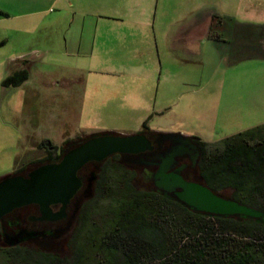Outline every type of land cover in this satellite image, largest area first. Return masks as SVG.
Masks as SVG:
<instances>
[{
	"label": "crops",
	"instance_id": "0c3cea01",
	"mask_svg": "<svg viewBox=\"0 0 264 264\" xmlns=\"http://www.w3.org/2000/svg\"><path fill=\"white\" fill-rule=\"evenodd\" d=\"M202 1L183 0V10H179L181 16L192 18L179 29L186 33L199 30L200 36L181 44L183 52L177 51V0H0V10L7 12L1 14L33 26L31 32L23 22L18 29L21 48L12 62H0V96L51 101V107L40 110V121L31 122L26 116V127L45 129L41 130L45 140H49L50 121L66 126L76 120L99 121L102 115L121 119L137 113L136 124L140 125L145 115L138 111L150 110L156 77L172 79L170 94H177L176 71L166 73L165 62H205L214 30L225 24L218 19L215 25V16L226 14L233 19L227 35L243 37V24L235 19L245 10L246 1L254 0H237L235 16L202 5L188 10L189 3ZM166 34L173 36L168 48L160 43V36ZM28 40L35 45L30 50ZM249 40L252 36L249 43L244 39L250 46ZM25 66L29 77L22 84L2 85L14 67ZM156 91H160V81Z\"/></svg>",
	"mask_w": 264,
	"mask_h": 264
},
{
	"label": "trees",
	"instance_id": "16d2710c",
	"mask_svg": "<svg viewBox=\"0 0 264 264\" xmlns=\"http://www.w3.org/2000/svg\"><path fill=\"white\" fill-rule=\"evenodd\" d=\"M28 77L27 66L14 67L2 85L18 86ZM198 138L201 182L264 212V123L217 142ZM104 174L111 193L82 209L86 224L77 228L68 253L0 246L2 264H264L262 218L200 212L162 194L138 191L123 166Z\"/></svg>",
	"mask_w": 264,
	"mask_h": 264
},
{
	"label": "rangeland",
	"instance_id": "374dc122",
	"mask_svg": "<svg viewBox=\"0 0 264 264\" xmlns=\"http://www.w3.org/2000/svg\"><path fill=\"white\" fill-rule=\"evenodd\" d=\"M182 4L183 0H177V51H183L181 44L192 43L200 37L199 30L186 33L179 29L183 22L192 19L190 14L184 17L179 14ZM196 5L212 8L219 13L227 11L235 16L239 3L237 0H203L189 3L188 10ZM244 5L245 10L238 16V20L235 19L243 24L245 29L243 37L227 35L226 28L234 20L227 19L226 14H220V18L215 16L214 23L216 25L219 19L225 24L216 29L217 31L214 30L216 38L212 45L208 46L205 62L177 60L164 63L166 73L170 69L176 71L177 94H170L172 79L160 80L156 77L154 88L151 89L153 91L150 110L138 111L145 115L140 125L136 124L137 113L121 119L102 115L103 119L99 121L81 123L76 120L66 126L50 121L47 123L49 129L46 128L50 133L49 141L53 145L64 146L67 139L79 140L96 132L135 133L147 122V126L152 129L196 134L203 140L217 142L229 135L263 124L264 0L249 3L246 1ZM23 22L27 23V29L32 32L33 26L29 21L0 13V40L4 41L0 43V62H12V57L21 48L19 43L22 32L18 29ZM250 36L253 40H249L251 43L249 46ZM172 37L169 34L160 36V43L168 48ZM245 38L248 43L244 41ZM30 40L27 41L28 50L35 46ZM237 40L241 42L239 46ZM234 46L240 48L234 51ZM158 81L160 91L156 94ZM51 105V101L31 99L23 101L21 98L3 99L0 96V178L20 170L23 166L34 167L46 161L47 143L41 133V130L45 129L26 127V116H29L31 122H38L41 120L40 110H47ZM169 106L171 107L168 109ZM161 109L163 112L158 114L157 111ZM15 114L18 117H14ZM106 202L108 201H103L98 206L101 208L100 205H107ZM79 225L78 218L71 229L61 235L55 249L50 253L60 255L68 253L72 237ZM3 258V255H0V264Z\"/></svg>",
	"mask_w": 264,
	"mask_h": 264
},
{
	"label": "flooded vegetation",
	"instance_id": "af4514ba",
	"mask_svg": "<svg viewBox=\"0 0 264 264\" xmlns=\"http://www.w3.org/2000/svg\"><path fill=\"white\" fill-rule=\"evenodd\" d=\"M138 132L145 134L150 141V146L145 150L138 153H113L100 161H88L78 170L82 183L67 203L64 215L60 217L46 215L38 203L16 207L3 215L0 218V246L52 252L61 235L71 229L78 218L80 224H86L85 218L81 219L80 216L82 209L96 197L111 193V190L106 188L110 179L104 177V172L116 166H123L129 171L131 183L138 191L162 194L181 201L177 194L181 187L175 186L173 190H167V187L174 185L173 176L177 174L188 181L201 182L198 163L203 146L200 139L197 135L157 130L149 126H143ZM108 133L120 134L113 131L96 132L57 149L48 142L46 161L41 164L57 162L61 159L59 156L62 153L65 154L88 138ZM39 165L34 167L26 165L8 175L28 176L29 172ZM61 207V203L52 204V215L59 213Z\"/></svg>",
	"mask_w": 264,
	"mask_h": 264
},
{
	"label": "water",
	"instance_id": "95a60500",
	"mask_svg": "<svg viewBox=\"0 0 264 264\" xmlns=\"http://www.w3.org/2000/svg\"><path fill=\"white\" fill-rule=\"evenodd\" d=\"M150 146L145 134H103L88 138L68 150L57 162L39 165L28 176L7 175L0 179V218L16 207L38 203L42 211L51 217H60L65 207L81 186L78 170L88 161H100L107 156L122 153H138ZM174 185L181 187L179 199L186 205L202 212L217 215L241 214L264 220V212L252 206L226 198L197 181H188L182 175L173 176ZM61 203V211L52 215L51 205Z\"/></svg>",
	"mask_w": 264,
	"mask_h": 264
}]
</instances>
